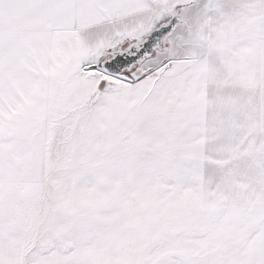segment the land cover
I'll return each mask as SVG.
<instances>
[{
    "label": "snow or ice",
    "instance_id": "snow-or-ice-1",
    "mask_svg": "<svg viewBox=\"0 0 264 264\" xmlns=\"http://www.w3.org/2000/svg\"><path fill=\"white\" fill-rule=\"evenodd\" d=\"M0 264H264V0H0Z\"/></svg>",
    "mask_w": 264,
    "mask_h": 264
}]
</instances>
